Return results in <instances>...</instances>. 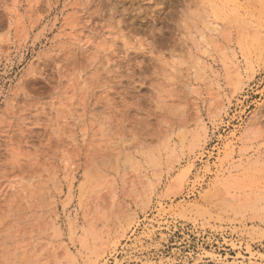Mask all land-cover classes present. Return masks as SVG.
Instances as JSON below:
<instances>
[{"label": "rangeland", "instance_id": "rangeland-1", "mask_svg": "<svg viewBox=\"0 0 264 264\" xmlns=\"http://www.w3.org/2000/svg\"><path fill=\"white\" fill-rule=\"evenodd\" d=\"M0 264H264V0H0Z\"/></svg>", "mask_w": 264, "mask_h": 264}, {"label": "bare ground", "instance_id": "bare-ground-1", "mask_svg": "<svg viewBox=\"0 0 264 264\" xmlns=\"http://www.w3.org/2000/svg\"><path fill=\"white\" fill-rule=\"evenodd\" d=\"M128 21H129V20H128ZM132 54H133V53H132ZM115 67H116V66H115ZM119 68H120V67H119ZM140 68H141V67H140ZM144 70H145V69H144ZM138 71H139V70H138ZM138 71H137V72H138ZM146 71H147V70H146Z\"/></svg>", "mask_w": 264, "mask_h": 264}]
</instances>
